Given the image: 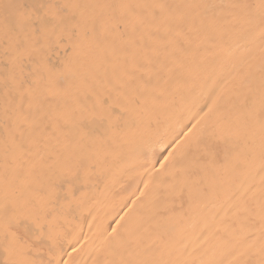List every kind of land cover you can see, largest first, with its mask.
I'll use <instances>...</instances> for the list:
<instances>
[{
  "label": "bare ground",
  "instance_id": "obj_1",
  "mask_svg": "<svg viewBox=\"0 0 264 264\" xmlns=\"http://www.w3.org/2000/svg\"><path fill=\"white\" fill-rule=\"evenodd\" d=\"M0 264H264V0H0Z\"/></svg>",
  "mask_w": 264,
  "mask_h": 264
},
{
  "label": "snow or ice",
  "instance_id": "obj_2",
  "mask_svg": "<svg viewBox=\"0 0 264 264\" xmlns=\"http://www.w3.org/2000/svg\"><path fill=\"white\" fill-rule=\"evenodd\" d=\"M157 7H159V6H157Z\"/></svg>",
  "mask_w": 264,
  "mask_h": 264
}]
</instances>
